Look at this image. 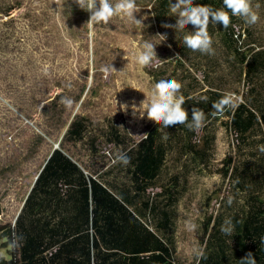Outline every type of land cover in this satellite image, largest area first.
Returning a JSON list of instances; mask_svg holds the SVG:
<instances>
[{"label":"trees","instance_id":"trees-1","mask_svg":"<svg viewBox=\"0 0 264 264\" xmlns=\"http://www.w3.org/2000/svg\"><path fill=\"white\" fill-rule=\"evenodd\" d=\"M175 2L136 0L146 7V34H164L166 45L158 55L160 67L147 70L157 82L179 81L189 121L197 107L205 114L203 126L164 128L148 121L136 138L123 117L66 115L68 107L61 103L70 99L66 90L55 94L42 109L61 135L13 223L3 222L0 199V239L9 251L8 257L0 254V264H249L244 258L249 252L255 264H264V152L259 150L264 145V83L259 81L264 80V19L248 24L232 16L227 28L209 24L213 54L192 55L183 37L195 27L176 32L163 26L175 24L177 17L170 16ZM193 3L224 7L223 0ZM14 8L10 0H0L1 13ZM239 63L242 82L232 83L229 66ZM86 89L82 84L74 101ZM225 95L237 97L238 107L213 116V103ZM221 129L227 150L218 159ZM47 137L38 133L31 154ZM205 170L221 176L213 190L201 183ZM222 226L231 227V234ZM189 237L194 247L186 253Z\"/></svg>","mask_w":264,"mask_h":264},{"label":"rangeland","instance_id":"rangeland-1","mask_svg":"<svg viewBox=\"0 0 264 264\" xmlns=\"http://www.w3.org/2000/svg\"><path fill=\"white\" fill-rule=\"evenodd\" d=\"M10 3L16 5L11 14L0 11V199L3 222L13 223L37 171L61 135L58 123L42 106L66 90L73 102L66 115L78 111L99 120L106 115L123 117L138 138L152 121L146 110L141 116V103H147L157 83L147 68L159 64V52L166 45L164 34H146V7L139 4L136 17L141 23L114 17L107 25H94L90 34V17L81 14L75 0H59L60 7L55 0ZM145 42L154 45L157 58L141 68L136 55ZM82 84L87 89L76 102L73 94ZM223 131H219L218 159L227 150ZM38 133L48 137L31 154ZM220 179L217 171L205 170L201 183L213 190ZM4 240L0 239V254L8 257ZM193 247L189 237L183 250L189 253Z\"/></svg>","mask_w":264,"mask_h":264},{"label":"clouds","instance_id":"clouds-1","mask_svg":"<svg viewBox=\"0 0 264 264\" xmlns=\"http://www.w3.org/2000/svg\"><path fill=\"white\" fill-rule=\"evenodd\" d=\"M55 3L60 7L59 0ZM75 3L83 10L91 13L90 19L87 21L92 34V29L96 24L107 25L114 17L120 19H127L133 23H141L137 19L136 13L140 12L136 0H75ZM224 7L221 9H213L207 5L195 4L193 0H176L170 5V16L177 17L175 24H165L164 27H171L177 31H185L186 26L192 25L195 31L187 33L183 37V42L187 48L192 51H199L204 54H213L212 37L208 32L210 23L222 24L227 28L231 23V17H240L248 24H255L259 16L253 10L251 0H223ZM226 9V10H225ZM231 14V15H230ZM157 58L154 50V45L150 42H145L142 50L136 55V62L141 68L148 67L153 60ZM160 67L159 64L155 65ZM113 68V67H112ZM113 70H115L113 68ZM116 71V70H115ZM182 88V84L175 80H160L152 89L151 96L141 103L144 105L141 116L146 110L147 118L156 122L158 125H163L164 128L175 125H186L189 129H199L203 126L205 121L204 112L193 107L191 111V121H189V113L185 109V100L182 95H178ZM238 98L232 95L222 96L221 99L214 102L212 107L214 109L213 116H222L226 109H235L238 107ZM61 103L66 107L72 105V101L68 98H62ZM163 138L167 139V133H163ZM264 152V145L259 149ZM117 159L127 164L129 158L126 156H118ZM195 224H190L189 228L194 230ZM222 231L226 234H231V227L222 226ZM15 246V244L13 245ZM198 256H203L202 250H197ZM249 261V264H255L252 253L249 252L244 257Z\"/></svg>","mask_w":264,"mask_h":264},{"label":"crops","instance_id":"crops-1","mask_svg":"<svg viewBox=\"0 0 264 264\" xmlns=\"http://www.w3.org/2000/svg\"><path fill=\"white\" fill-rule=\"evenodd\" d=\"M251 3H252V6H253V10L258 14V16H259V18H261V17H263V19H264V0H253V1H251ZM210 26L213 28L215 25L213 24V23H210ZM263 28H264V23H263ZM256 33H258V32H256ZM193 53H192V55L193 54H195V51H192ZM232 55V54H231ZM231 55H229V61L231 60ZM225 62H227L226 60H225ZM228 65V64H227ZM243 64H241V63H239V64H237V65H232L231 64V66H229V72L227 73L228 74V78L230 77V80H232V81H234V82H232V83H241L242 81V79H243V72H241L240 70H239V68L242 66ZM236 67L238 68L237 70H238V74L237 75H235V69H236ZM237 77V78H236ZM259 81L260 82H262V83H264V80H262V79H259ZM36 141V144H38V142H37V139L35 140ZM52 149V148H51ZM51 152V151H50ZM49 152V153H50ZM42 168V166L40 167V169ZM40 169L37 171V175H36V177H35V179H34V181H33V183H32V185L34 184V182H35V180H36V178H37V176H38V172L40 171ZM32 185H31V187H32ZM30 187V188H31ZM30 188H29V190H30ZM29 190L27 191V193H26V196H27V194H28V192H29ZM26 196H25V198H26ZM25 198H24V200H25ZM24 202V201H23ZM22 207V206H21ZM191 210V209H190Z\"/></svg>","mask_w":264,"mask_h":264}]
</instances>
